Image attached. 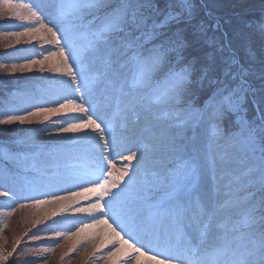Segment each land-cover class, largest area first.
Segmentation results:
<instances>
[{
	"label": "snow or ice",
	"instance_id": "obj_1",
	"mask_svg": "<svg viewBox=\"0 0 264 264\" xmlns=\"http://www.w3.org/2000/svg\"><path fill=\"white\" fill-rule=\"evenodd\" d=\"M0 21L19 22L0 32V72L38 66L52 74L41 77L49 88L73 93L0 109V127L34 132L0 145L14 186L0 197L97 213L71 233L32 240L77 237L76 252L104 225L109 264H264V51L241 57L231 18L210 0H0ZM246 26L264 36V15ZM34 42L54 47L27 57L16 47ZM54 117L63 121L55 131L41 127ZM38 134L61 139L45 146ZM45 172L82 183L45 198ZM47 251L55 248L35 254ZM11 254L0 252V264Z\"/></svg>",
	"mask_w": 264,
	"mask_h": 264
},
{
	"label": "rangeland",
	"instance_id": "obj_2",
	"mask_svg": "<svg viewBox=\"0 0 264 264\" xmlns=\"http://www.w3.org/2000/svg\"><path fill=\"white\" fill-rule=\"evenodd\" d=\"M241 8L243 11H250L253 9H264V0H240ZM16 3H27L29 0H13ZM45 3L48 0H44ZM0 32L10 30L12 25L17 24L19 22L10 21L5 23L4 21H0ZM254 39H258L259 33L250 31L247 27L246 30ZM259 48L264 51V38L259 40ZM7 40L3 37H0V51H5V44ZM17 48L29 49V51L22 52L21 55L27 57L37 53H44L45 49L53 48L54 45H43L40 46L35 42L31 45H17ZM8 51H15V48L8 49ZM251 52L250 50H244V55ZM2 53V52H0ZM253 53V52H252ZM254 54V53H253ZM256 55V54H255ZM0 62H3L0 60ZM50 73H41L38 71V66L32 72L29 73H17L16 75H7L3 72H0V85L4 88L8 87H20V85H31L36 86L37 89H41L40 86L48 87L47 82L42 80L41 77L51 76ZM58 79H66L60 78ZM8 84V86H7ZM51 89V88H50ZM72 95L71 92H55V89H51L49 91L46 90V95H40L32 100H27L28 104H43L47 103L49 100L53 98H59V95ZM76 96H79V93H75ZM25 105V106H27ZM199 107V105H195ZM23 107V106H21ZM254 112H249V118L255 116ZM58 121L56 125H45L41 127H51L53 131L56 130L60 126L63 121L59 120V118H53ZM233 117H230V121L233 120ZM232 124V123H231ZM35 127V126H34ZM14 131L8 130L6 127H0V138L1 140L11 141L13 139L19 140L23 139L27 136L33 135V130L29 129V126H15ZM226 129V128H225ZM230 129V128H229ZM185 135L191 137L193 133L185 129ZM68 136L73 135H83L81 134H66ZM36 139L39 143L48 146L51 145V142L54 140L61 139V137L56 136H47L46 134H38L36 135ZM191 144V141H190ZM2 145V143L0 144ZM117 168H121L126 165V161H123L121 157L117 156L115 161ZM135 163V162H133ZM2 174V173H0ZM42 177H46L45 179L47 186L41 188L48 194L45 198H50L52 194H60V195H68L73 190H79L78 184L82 183L81 181H73L72 179H60L53 178L49 175L48 172H45ZM11 189V185L5 182L4 179L0 176V191ZM24 196H35L37 194H31L29 192H25ZM23 197L21 195H17L16 198L9 199L7 197H0V252L12 253L7 260V264H109L107 260L104 259L107 251L111 247V243L107 247H99L101 245V241L104 239L105 226L102 225L99 228L93 229V232L97 233L95 239L92 240L90 244L85 248L83 244L77 246V251L72 252L71 248L74 243H76L77 237H73L72 239H64L63 237L59 241L43 239V240H32L31 237L33 234L40 235H50L52 230L64 231L66 233H71L76 228L82 225V222L92 221L93 216L97 215V213L89 214L87 212H74L71 209H63L61 211L60 204H47L42 205L40 208H23L19 207V203L17 201L21 200ZM25 202H31L30 200H26ZM80 204L84 207L89 206V201L85 199H81ZM13 208L15 211L12 215H8L9 212H12ZM60 212L59 215H52L51 219L48 218L49 215ZM111 222V221H109ZM6 225V226H5ZM36 228V231L33 229ZM86 239V238H85ZM17 241L19 243L17 244ZM59 245V246H58ZM52 249L55 248V251H47L42 252L39 256L35 254L36 249ZM15 249V251H13ZM98 249V250H97ZM95 251V255H93V251Z\"/></svg>",
	"mask_w": 264,
	"mask_h": 264
},
{
	"label": "trees",
	"instance_id": "obj_3",
	"mask_svg": "<svg viewBox=\"0 0 264 264\" xmlns=\"http://www.w3.org/2000/svg\"><path fill=\"white\" fill-rule=\"evenodd\" d=\"M210 3L213 4L214 9L216 12H218L221 16H224L226 18H231L232 21V25L233 27L239 32L240 34V39L238 41V52L239 55L241 57H245L244 50H250L251 52H253L254 54H256V56H259V54L261 53V50L259 48V40L263 39L264 36H261L259 34L258 39H254V37H252L246 30L247 26V22L250 19H255L257 17H260L261 15H264V13H262L260 10L261 9H253L250 11H243V9L241 8L242 4L240 0H210ZM1 23V22H0ZM0 52H4V51H0ZM3 61V60H2ZM41 89H37L36 86H31V85H21L20 87H8V88H4L0 85V109L2 108H7L10 106H16V107H21V106H25L27 105V100H32L36 97H39L40 95H46V90L49 91L51 90L50 88L47 87H42L40 86ZM15 92H22L24 93L23 97H17L16 99H13L12 97V93ZM55 92H57L55 90ZM205 99L204 96L200 95L196 97V102L195 105H199L201 104V102ZM250 112H254L252 106H250ZM232 120L230 121V117H228L227 119H225L224 121V128L229 129L232 127ZM3 139V138H0ZM50 146V145H48ZM7 170L1 168L0 166V176L2 179L5 180L6 183H8L9 185H11V187L13 186L12 181L10 180H6L5 179V172ZM38 180H42L44 182V186H47V183L45 181L46 178L44 177H40L37 176ZM43 186V187H44ZM14 187V186H13ZM19 185H16V188H18ZM44 192V190H41ZM37 192H33V194ZM32 194V193H31ZM33 231H36V228L33 229Z\"/></svg>",
	"mask_w": 264,
	"mask_h": 264
},
{
	"label": "bare ground",
	"instance_id": "obj_4",
	"mask_svg": "<svg viewBox=\"0 0 264 264\" xmlns=\"http://www.w3.org/2000/svg\"><path fill=\"white\" fill-rule=\"evenodd\" d=\"M105 230H106V226H105Z\"/></svg>",
	"mask_w": 264,
	"mask_h": 264
}]
</instances>
